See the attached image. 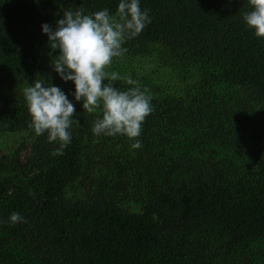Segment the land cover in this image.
Segmentation results:
<instances>
[{
	"label": "trees",
	"instance_id": "trees-1",
	"mask_svg": "<svg viewBox=\"0 0 264 264\" xmlns=\"http://www.w3.org/2000/svg\"><path fill=\"white\" fill-rule=\"evenodd\" d=\"M118 2L0 0V134L25 135L0 155V264H264V39L248 0H140L151 23L104 69L152 98L137 150L92 133L41 33ZM39 80L76 107L61 156L29 127L22 90Z\"/></svg>",
	"mask_w": 264,
	"mask_h": 264
},
{
	"label": "clouds",
	"instance_id": "clouds-1",
	"mask_svg": "<svg viewBox=\"0 0 264 264\" xmlns=\"http://www.w3.org/2000/svg\"><path fill=\"white\" fill-rule=\"evenodd\" d=\"M251 10L242 19L257 38L264 39V0H248ZM151 23L149 10L142 9L140 0H119L111 14L105 8L86 15L81 11H64L54 26L41 25L50 52L56 53L52 68L61 79L71 82L74 101L82 102L83 110L97 114L92 133L98 137L123 136L132 141L131 149L143 147L139 137L143 124L152 113V98L138 82L128 78L131 85L121 91L111 82L104 83V69L114 58L122 57L127 39H132ZM22 95L30 115L29 127L39 137L47 136L56 143L51 155L61 156L72 140L76 107L60 87L39 80L24 87ZM18 212L9 215L7 223L14 226L26 223Z\"/></svg>",
	"mask_w": 264,
	"mask_h": 264
},
{
	"label": "rangeland",
	"instance_id": "rangeland-1",
	"mask_svg": "<svg viewBox=\"0 0 264 264\" xmlns=\"http://www.w3.org/2000/svg\"><path fill=\"white\" fill-rule=\"evenodd\" d=\"M53 85L60 87L57 84ZM74 103H76V101H74ZM20 139L25 140V135L7 133L0 134V155H10L13 152L14 148L17 146V141L19 142Z\"/></svg>",
	"mask_w": 264,
	"mask_h": 264
}]
</instances>
